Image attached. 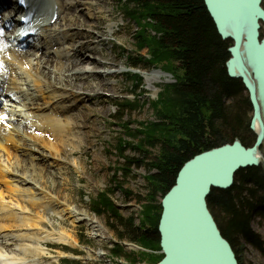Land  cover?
<instances>
[{
    "label": "trees",
    "instance_id": "obj_1",
    "mask_svg": "<svg viewBox=\"0 0 264 264\" xmlns=\"http://www.w3.org/2000/svg\"><path fill=\"white\" fill-rule=\"evenodd\" d=\"M120 1L129 3L127 14L138 26L134 34L137 56L128 57L129 67L140 69L145 64L162 68L176 82L166 86L157 101L142 105L153 107L155 120L140 122L136 129L130 128L126 117L141 105L127 101L114 105L119 110L114 120L124 123L126 133L115 147L123 164L114 166L115 189L99 195L92 204V211L99 217L108 216L113 221L112 226L124 228L126 235L122 233V239L127 238L143 249L127 253L126 248L117 243L110 250L111 258L125 259L127 264H158L165 257L160 253L159 233L163 198L175 185L183 166L195 156L232 144L236 139L241 141L247 134L253 135L250 130L252 106L242 81L228 76V48L233 43L221 39L204 0ZM146 49L149 59L140 56ZM135 77L141 84L142 79ZM254 144L255 139L245 146ZM128 150L140 153L142 158L130 159ZM134 167L147 169L143 196L124 189L119 181V178H130L131 172L126 169ZM116 191L134 197L139 204L138 225L134 217L123 218L113 201ZM208 205L239 264V240L263 250L260 236L252 230L254 216L264 214L261 168L239 171L233 188L213 190Z\"/></svg>",
    "mask_w": 264,
    "mask_h": 264
},
{
    "label": "rangeland",
    "instance_id": "obj_2",
    "mask_svg": "<svg viewBox=\"0 0 264 264\" xmlns=\"http://www.w3.org/2000/svg\"><path fill=\"white\" fill-rule=\"evenodd\" d=\"M105 3L106 4L102 7L103 9H101V13L97 15L96 19L100 25V28L94 31V35H100L98 32L103 31L105 33V35L103 36L104 41L102 44H96V48L97 50L103 49L105 57H108L110 60H113L117 63V65L113 67L110 72L116 74L119 72H124V74L119 73L115 77H111L109 79L110 82H106L109 85L103 88L104 91L98 94H91L80 90L78 91V93L80 92V94H78L77 96L76 94H74V96L71 98L72 101H74V104L83 101L82 104L80 103L76 115H82V117L85 116V120L83 121L85 123H83V125L86 126L89 135L83 140L84 143L80 142L82 145L78 142V145H81L79 146L78 150H75L72 147L71 149H69L68 153L65 154L67 160L66 163L68 164L66 165V168L60 173L53 168H49L46 162H39V165L41 164V167L48 169V177H44L43 180L40 178H36V180L34 181L36 185L43 187V183L41 184L40 182H44L45 180V185L48 184V192L53 193L55 198H57L55 200H57L61 204H64L65 206L62 207L61 210H56L55 205H53L54 209L50 208V212H47L46 216H48V221L46 220L47 222L45 223L49 224L48 226L52 224L53 226H50V228H48V226L46 225V229L42 228V230L35 227H20L12 228V230H4L2 232V236L23 235V237H28L24 238L23 240L21 238L15 239L16 241H13L12 239V241L9 242L8 247L4 246L9 251L7 253L8 255H11V252H14L13 250H17L19 252L18 256L24 257L28 254L27 257L30 258V260H33L35 262L41 261L40 263L43 264H64V260L77 261L79 262V264H117V260L111 258L110 250L114 248V244L121 243L124 245L126 243H130L127 238H121L122 233L126 235L124 228H122L121 226H112L113 221L109 220L108 216H96L91 210L92 203L96 200L99 194L109 190L113 191L115 189V186L113 184L114 166L118 167L123 164V161L118 158V155L115 151V147L117 146L118 141L123 135L121 133L122 124L115 122L113 119L115 116L119 115V110L116 109L114 105L117 104L116 101H121L120 99H116V96L137 97V101L139 102L141 107L136 112L130 113L126 117V122L131 124L130 128L136 129L138 127V123L140 122H150L155 120V112L153 107L150 105H142L148 103L149 99L155 98L159 93L160 88H163L168 84H172L176 82V80L171 75H168L160 70L154 71L151 67L145 64L141 65L139 70L128 69V57L137 56L136 40L134 38V34L138 30V26L135 22L130 20L125 15V6H123L118 0H106ZM62 16L63 18L60 20V22L57 23L56 30L67 31V28H69V26L71 25L69 32L67 31L69 34V40H67V43L62 47L61 45H58L57 47L55 46L54 49L56 50V52H58L57 49L61 51L63 48H67L65 46L68 45V47L70 46V48H72V50L70 51V55L73 56L77 51V47L84 41V39L79 36L72 37V35H74L75 33L77 34V32L81 29L74 27L72 23H69L66 15H64L63 13ZM110 25H112L114 29L113 35L107 32L108 26ZM85 32H87V30ZM263 34L264 30L262 32V36ZM7 36L9 37V35ZM34 43L37 45L39 44L36 42ZM75 45L77 47L73 48L72 46ZM147 51V49L144 50L140 56L147 54ZM1 52L2 46L0 45V53ZM86 54L91 57L90 53ZM41 56L43 55L41 54ZM52 56L54 55H50V57ZM96 58L99 59V56H97ZM69 60L70 58L65 60V68L73 63V59H71L70 61ZM92 67L93 66L91 65L84 66L86 73L87 71H91ZM99 70L103 69L99 68ZM156 72H161V78L157 79L153 84H151L148 78L154 76ZM133 73H139L141 75V84L137 83L136 78H132ZM54 74L55 71L51 75V81L55 88L64 87L69 91L72 90L68 83H61L59 81V77H64L63 73H58L59 75ZM66 75L68 76V74H65V76ZM21 76L23 77L21 86L23 88V91L28 94L31 92H35L39 99L38 102L43 105L45 96H43L40 91L42 92V90L44 89L40 87L37 88V85L32 80L34 78L32 77L31 79L30 75H26L21 72ZM110 84L114 85L113 91H111ZM46 92H48V90ZM105 95H111L112 97H106ZM86 96L92 97L87 98V100L85 98ZM36 104L38 103L36 102ZM98 111H101L102 114H99ZM254 139L255 138L253 135L247 134L245 138L241 140V142L245 145L251 143L252 141H254ZM6 144L5 147L9 149L11 148L15 155H19V158L21 160L24 158L21 154V149L23 147H19L20 149L18 150L16 149L15 145V147L13 148V146H6ZM37 149H39L40 153H47V151L44 150L42 146L40 148L37 147L36 150ZM0 152L4 163L9 166L11 163L15 172L19 171V165L17 164L18 161L16 159H14L15 161L11 158L9 159L5 152ZM36 156L39 157V155ZM127 156L130 159L142 158L140 153L134 152L132 150H128ZM16 164L18 165L17 169ZM19 164L24 165V163ZM31 169L32 167L28 166V176H31ZM126 171L131 172V174L129 173L131 175L130 178H119V181L124 186V189L131 191L134 195L143 196L145 194L146 185L144 177L147 175V169L134 167L127 168ZM54 173H58L59 175L52 179H49V175L50 177H53V175H55ZM17 174L19 175V173H16L15 175L17 176ZM7 176L10 180H13V178H15V176L10 174H8ZM38 180L41 181L39 182ZM3 185L6 194L9 196V198L5 200L6 206H9L8 211H11L13 214L15 213L20 217L24 216V213L27 212L23 211L20 206H18L16 200L20 198L22 200L29 201V196H34L35 193H39V191L34 190L36 188H33L32 186H27L26 188L20 186L19 189H25V192L20 191L21 193H12L11 188L17 185V181H15V184L13 186H11V183L9 185ZM27 190H30L29 193H27ZM113 201L120 210L123 218L128 219L134 217L136 218V225L139 224L140 206L134 197H127L124 193L116 191L115 195L113 196ZM67 208L69 210L76 211L80 215H84L87 213L89 216H96L106 227L108 233L111 235V239L108 241H103L91 237V231L85 222H79L77 225H75L76 227H74L72 220L65 216L67 213ZM56 211H60L59 214H61L62 217L64 216V221H62V218L59 216V214L56 213ZM36 212L38 213V209L36 210ZM50 213L55 215L50 216ZM56 216L60 219L58 220ZM117 228H119V231L117 230ZM55 229L59 232H56ZM252 230L260 236L261 241L264 245V214L262 216H254L252 220ZM54 232L71 234L80 243L78 246H74L73 244L64 245L66 246V249L63 248L64 251L59 249L58 247H54L51 251L49 248V244L48 250L37 245L38 239L40 237L47 236L49 233ZM2 236H0V243H2L3 241ZM8 240L11 239L8 238ZM237 245V251L239 253V260L241 261V264H264V247L263 250H259L252 245L247 244L243 240H239ZM0 248H3L1 244ZM126 248V252L129 253L131 248ZM46 251L47 253L48 251L51 253V255H48L47 257L52 258L49 260L47 258L38 260L37 255ZM158 254L160 253H155V255ZM125 261V259H120L121 264H126ZM140 264L146 263L142 262Z\"/></svg>",
    "mask_w": 264,
    "mask_h": 264
},
{
    "label": "bare ground",
    "instance_id": "obj_3",
    "mask_svg": "<svg viewBox=\"0 0 264 264\" xmlns=\"http://www.w3.org/2000/svg\"><path fill=\"white\" fill-rule=\"evenodd\" d=\"M8 1L9 0H0V45L2 46V52L0 53V78L2 77L3 80L0 90L3 93V96L6 97L10 94H14L17 99H19V103H21L20 105L25 108L26 111H13L11 115H6L4 110L0 112V151L5 152L9 159H16L18 161L17 164L19 165V171H17V173H19V175L15 178L17 179L18 185L13 186L11 192L21 193L25 192V189H19L20 186L26 188L27 186L33 185L34 188H37L38 185L34 182L36 178L43 180L44 177H48V169L41 167L39 162H46L49 168H53L60 173L68 164L66 163L67 160L65 154L68 153L69 149L72 147L73 149L78 150L79 146L82 145L80 142H83V140L88 137L89 132H87L86 126L83 125V123H85L83 122L85 116L82 117V115H76L79 105L80 103L82 104L83 101L74 104L71 99L74 94H76V92L78 94V91L80 90L91 94H98L104 91L103 88L109 85L108 83L110 82L109 79L111 77H115L117 74L123 72L117 74L110 72L117 63L110 60L108 57L106 58L103 49L97 50L96 48V44H102L104 41L103 36L105 33L101 31L98 32L100 35H94V31L100 28L96 19L97 15L101 13L103 5L106 4V0H58L60 4V19L63 13L66 15L69 23H72L74 27L81 29L77 34L75 33L72 35V37L79 36L84 39L78 47L76 45L72 46L73 48L77 47V51L73 56L70 55V50L67 48H63L61 51L57 50L58 52L54 49L57 45H61L62 47L65 44L69 37L68 32L71 25L66 34L60 33L56 39H54V34L58 31L55 30L56 25L53 26L48 22L49 25L47 26L46 24L44 26L48 33V35L44 37L46 41L44 44H41L39 49L36 47L38 50L44 51V53L36 52L34 49L35 46L30 43L19 44L14 38H12V36L8 37L7 35L12 31L15 23L14 18L12 17V12L5 9V5H8ZM5 19H7L6 23L4 22ZM86 30L87 32H85ZM107 32L112 35L114 34L112 25L108 26ZM86 53H90L91 57ZM41 54L43 56H41ZM52 54L54 56L50 57ZM97 56H99V59L96 58ZM6 58L8 59L7 64L5 63ZM69 58L73 59V63L65 68V60ZM86 65L93 66L91 71H87V73L84 69V66ZM99 68H102L103 70H99ZM20 71L24 73L26 72L31 78L33 77V81L37 85V88L39 86L48 89V95L44 97L46 101L44 105L48 107L47 109H42V105L39 106L36 104L38 97L33 93L31 96H28L22 91L21 79L18 74ZM54 71L55 74H64V79L59 77V81L61 83H68L75 93H67L64 87L62 90H57L53 86L51 75ZM65 74H68V76H65ZM155 74L148 78L151 84L161 78V72H156ZM110 86L111 91H113L114 85L110 84ZM42 93L44 92L42 91ZM90 97L92 96H86L85 98L87 99ZM51 112L62 114L63 119L51 117L49 115ZM98 112L99 114H102L101 111ZM28 120L31 121L32 126H28ZM8 124L17 126L14 133H11L7 128ZM28 140L29 142L27 143ZM31 140H36V144H31ZM78 142L81 145H78ZM6 143H12V145H15L18 150L20 149L19 147L22 146L21 154L25 159L23 158L21 160L19 155H15L11 148L9 149L5 147ZM39 145H41L47 153H40V156L37 158L34 152H36V148ZM41 146H39V148ZM37 154H39V152H37ZM19 163H24V165ZM17 164L16 169L18 167ZM6 165L7 164L4 163L2 159V155H0V232L6 229L20 227H35L41 230L42 228L45 229L47 227L45 226L47 220L46 214L47 212H50V208H53V205H55L56 210H61L65 205L59 203L57 200L48 198V184L45 185V180L44 182L38 180L39 182L41 181V184L43 183V187L41 186L42 188L38 189L39 193H35L34 196L30 195L29 201L20 198L16 200L18 206L27 213H24V216L20 217L15 213L13 214L11 211H8L9 206H6L5 200L9 198V196L6 194L3 183H5V181H13L8 179L6 174L7 169H12L11 167L13 166L11 163L10 166ZM28 166L32 167L31 176H28ZM12 170L14 171V169ZM54 174L53 177H50L49 175V179L59 175L58 173ZM15 179L13 184L15 183ZM29 191L27 190V193H29ZM37 209L38 213L36 212ZM59 212L60 211H56L57 214H59ZM66 212L65 216L72 220L74 227H76L75 225L79 222H85L91 231V237L103 241L111 239V235L108 233L106 227L96 216H89L87 213L80 215L76 211L69 210L68 208ZM59 216L62 218V221H64V216L62 217L61 214H59ZM0 235L2 236V233H0ZM10 237L14 240L21 238V236ZM8 238L9 237L6 235L2 238L5 246L9 244L7 241ZM48 244H73L74 246H78L79 242L71 234L54 232L38 239L37 245L39 247L48 250ZM4 248L6 252L2 250L3 248L0 249V263L2 264H43L40 263L41 261L34 262L33 260H30V258L27 257L28 254L24 257H17V255L12 254L13 252H11V255H8L6 254L9 252L8 249L6 247ZM48 255H51V253L49 251L47 253L46 251L39 253L37 257L38 260L44 258L49 260L52 257H47Z\"/></svg>",
    "mask_w": 264,
    "mask_h": 264
},
{
    "label": "water",
    "instance_id": "obj_4",
    "mask_svg": "<svg viewBox=\"0 0 264 264\" xmlns=\"http://www.w3.org/2000/svg\"><path fill=\"white\" fill-rule=\"evenodd\" d=\"M223 41H231L228 76L241 80L253 109L250 130L255 144L239 139L203 152L180 170L162 200L159 264H239L223 237L208 199L213 190L228 191L236 174L249 168L264 171V0H204Z\"/></svg>",
    "mask_w": 264,
    "mask_h": 264
}]
</instances>
